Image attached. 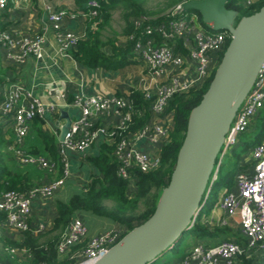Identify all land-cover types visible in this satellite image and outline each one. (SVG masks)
I'll return each instance as SVG.
<instances>
[{
    "label": "built area",
    "instance_id": "obj_1",
    "mask_svg": "<svg viewBox=\"0 0 264 264\" xmlns=\"http://www.w3.org/2000/svg\"><path fill=\"white\" fill-rule=\"evenodd\" d=\"M256 1L243 0L248 5ZM9 2L0 0V11H4ZM41 2L49 12L61 50L69 52L83 36L64 29L62 20L75 18L78 12L66 8L55 9L47 0ZM89 6L91 9L87 15L93 18L97 15L99 3L90 0ZM179 6L170 9L161 19L137 18L135 23L140 31L128 37L135 41L134 55L146 62L149 72L157 81L154 92H144L145 98L152 101L154 122H146L139 129L132 130L134 118L140 111L131 96L133 92L128 95H77L73 104L78 108L79 115L73 119L65 140L60 142L59 150L64 158L68 151L85 152L100 138L115 142L118 174L130 180L131 188H135L136 172H148L161 165L160 151L169 141L175 123V111L169 109L170 101L177 94L200 88L212 76L216 68L212 62L213 55L217 54L220 60L231 39L229 31L211 30L204 25L198 13L179 12ZM43 42L44 36L41 34L18 37L9 30H0V43L6 56L15 61H23L29 55L41 57ZM56 109L58 106L44 103L39 96L20 85L13 87L0 102V113L10 115L8 120H11L20 160L24 165L49 171L55 168L54 160L22 149L25 137L32 131L34 118L45 119L48 112ZM263 109L264 64L235 116L219 158L231 151L238 137L249 130ZM102 112L116 113L119 121L112 127L98 125L94 116ZM146 144L149 149L144 146ZM251 154L253 171H240L236 175L237 190H227L219 203L229 216L240 215L241 235L246 244L233 238L212 245L196 243L181 264H239L243 254L248 259L258 254L264 257V141L256 143ZM220 164L213 180L217 177ZM64 181L61 178L29 190L10 189L2 193L0 211L6 213L7 225L20 235L31 229L38 234L46 231V224L32 226L30 223L32 199L36 196L52 197ZM123 233L120 229H110L90 238L84 220L74 217L60 234L58 252L61 257L74 260L71 264H93L123 237Z\"/></svg>",
    "mask_w": 264,
    "mask_h": 264
},
{
    "label": "crops",
    "instance_id": "obj_2",
    "mask_svg": "<svg viewBox=\"0 0 264 264\" xmlns=\"http://www.w3.org/2000/svg\"><path fill=\"white\" fill-rule=\"evenodd\" d=\"M47 2L55 9L66 8L78 12V15L75 18H64L62 20V26L64 29L71 30L83 37L87 36L88 23L91 18L86 12L78 8L75 0H47ZM1 25L4 26L3 29L1 28ZM0 30H9L12 34L18 37L34 34H41L44 36L43 55L41 57L29 55L23 61H15L7 57L6 51L0 43V102L13 87L20 85L36 96H39L44 103L58 106V110L56 109L55 111L48 112L42 128L43 130L57 136V152L64 165V169L60 170L58 162L54 160L56 166L52 171L39 168L42 172L41 175H30V178L34 183L31 188L40 183H48L50 180L53 181L61 178H64L65 180L64 184L52 197L36 196L32 199V213L29 218L30 223L32 226L44 223L48 226L46 229L47 231L50 229V226L57 215L56 202L58 200L67 201L73 194L83 192L85 184L91 180L92 177L101 175L98 168L89 161L88 157L99 152L103 139L100 138L95 141L85 152L68 151L65 158L60 154V126L57 122L59 121L60 124L65 122L64 118H61L60 111L62 109L67 110L72 119H75L79 115L78 108L73 104L74 98L77 95H110L113 93L128 95L135 90L144 94L145 91L154 92L157 86V81L149 72L146 62L134 54L129 57V62L125 66L118 69H108L105 67H90L84 65L77 61L70 52L62 51L56 31L49 19V12L46 6L42 4L41 0H10L7 8L4 11H0ZM117 43L123 44L124 42L120 43L117 41ZM104 50L107 53L112 52L110 46H106ZM212 62L215 67L218 65L219 58L217 54L213 55ZM147 101L149 102L148 107L141 109L137 114L140 119L147 116V122H154L155 117L151 108L152 101ZM94 119L98 125L106 127H112L119 121L118 115L114 112H102L96 114ZM261 119L264 120V109L254 120L249 130L245 132V134H251L252 137L242 140L245 134L240 135L236 144L231 148V154L236 151L238 152L239 149L243 150V148L246 147L245 144L255 143L253 141H255L261 130L259 124ZM10 121L11 120L6 121V130L8 133L10 131L15 137ZM139 128L140 127L132 128V130ZM31 132L29 133L31 134V137L28 141L25 138L23 147L25 145L29 150L39 148L40 152H42L39 155L46 156L53 160L49 156V153L43 149L45 145L42 139H40L34 132ZM10 137L8 138L7 147L17 148L18 144L16 139L13 137L12 140ZM263 141L264 135L260 142ZM144 146L149 149L147 144ZM244 150L246 151V149ZM238 153H240V158H236L234 164L237 171L241 165H245L243 170L250 172L253 171L252 154L249 152V155L246 156L243 152ZM66 169L68 172L67 174ZM59 171H62V173ZM129 186V193L131 190H135V188H131L130 184ZM227 190H237L235 180L231 187H224L221 196L216 199L213 205H209V199L212 193V184L210 185L205 197L204 208L207 205L209 208L205 209V214L203 213L204 221L211 229H214L215 226L228 225L230 233H235L234 228H236L238 229V233L241 234V224L238 226V223L235 221L239 218V214L229 216L219 205L221 198ZM95 216L97 215L87 211L78 212L75 215V217H80L84 220L91 235L99 234L107 228L106 222L100 220V218L104 217L98 216V218H96ZM114 223L118 225L117 222ZM0 227L3 230H11L14 233V230L10 228L5 221L0 223ZM6 230L4 233L8 236ZM33 233L35 236H38V233ZM16 234H18L17 237H12L10 235V238L19 239L15 241L21 242L22 235L19 233ZM228 236L229 235L226 236L223 233H216L214 235H206L203 237L198 236V241H196L195 244L202 243L212 245L219 243L223 239L229 238ZM1 249L2 247L0 248V251ZM189 250L187 249L185 254L172 264H181ZM252 258L253 264H264V257L261 255H254Z\"/></svg>",
    "mask_w": 264,
    "mask_h": 264
},
{
    "label": "trees",
    "instance_id": "obj_3",
    "mask_svg": "<svg viewBox=\"0 0 264 264\" xmlns=\"http://www.w3.org/2000/svg\"><path fill=\"white\" fill-rule=\"evenodd\" d=\"M75 1L78 8L82 9L84 12L88 13L91 9L89 6L90 0ZM97 1L99 3L97 15L91 18L88 23L89 26L87 36L81 38L78 41V44L71 48L69 52L77 61L84 65L90 67L118 69L125 66L129 62V57L134 54L133 46L135 41L128 39L127 43L118 44L117 37L104 38L102 32L110 21L112 10L125 0ZM126 1L136 3L133 7L135 9H130L129 11L127 10L124 15L127 21L124 33L125 35L130 36L140 31V29L136 27L135 23L137 18L145 17L151 20L153 17L142 15L145 14V11L143 9L140 10L141 6L137 3L143 0ZM183 1L184 0H172L170 9L174 8V6ZM262 5H264V0H257L249 5L245 4L243 0H229L227 4L229 8L238 10L240 16L249 15L258 10ZM126 8H129L127 4ZM168 11L160 12V14L156 17L160 19L166 17ZM189 12L198 13L202 20V16L198 11L189 10ZM132 16L135 17L131 19ZM3 27L4 26L1 25L2 29ZM106 46L111 47V53H107L104 50ZM222 55L223 53L221 54V57ZM215 70L212 76L200 88L193 89L187 93L177 94L170 101L169 109L175 111V123L169 141L160 151L162 163L156 169L148 172H136L137 179L135 181V190H131L129 193L130 180L123 178L118 174V161L115 156V142L104 140L101 143L99 152L88 157L89 161H91V163L98 168L101 175L92 177V179L85 184L83 192L73 194L67 201L58 200L56 202L57 215L50 226V229L46 231L48 233H52L53 235L42 241L41 234L35 236L31 229L22 234L21 242L15 241L19 239L7 238L4 240L0 251V261L3 264H38L41 262H47L48 264H68V262H73L74 260H71L66 256L61 257L59 255L57 244L60 234L65 231L78 212H91L97 216L108 218L114 222L122 224L123 227L127 228V230L123 233V236L129 230L138 225L135 224V222L142 223L147 220L155 211L163 188L170 181L177 161L179 149L186 134L190 111L202 99L204 92L207 90L212 80ZM131 96L138 109L141 110L148 107L149 102L142 92L135 90ZM9 116V114L0 113V196L2 193L10 189L27 190L34 185L33 180L30 178V172L16 173L14 170L10 169L5 162L3 149L7 146L8 142V134L5 126ZM146 120L147 116L140 119L139 115L136 114L132 128L143 126L147 122ZM44 123L45 121L43 118L35 117L32 122L33 128L31 133L34 132L40 139H42L45 145L43 149L49 153V156L53 160L58 162L60 170H63L64 165L57 152L58 138L55 134L43 130L42 126ZM259 124L261 130L255 141H253L255 142L254 144L260 142L264 135V120L261 119ZM247 145H250V143L245 144L246 147H248ZM246 147L244 149H246ZM30 151L34 154L42 153L39 148H33ZM236 156V158L239 159L240 153H236ZM219 161L220 160L218 158L216 168ZM236 171V166H233V168L222 175L223 181L228 187L233 185ZM221 172L222 165L220 164L216 179L213 180L212 176V189L215 184L220 181ZM60 173H62V171ZM106 200L112 201L113 207L107 206L105 204ZM140 203L144 204L145 209L142 212L137 213ZM208 208L209 206L207 205L205 209ZM203 211L204 210H202L196 217L190 230L198 234L200 237L223 233L226 236L229 235V238H233L240 243L246 244L244 237L238 233V231L230 233L228 226H215L214 229L209 228L205 224ZM6 216L5 212L0 211V223L5 221ZM13 249H15V251H13ZM239 264H253V258L248 259L246 258V254H243L239 259Z\"/></svg>",
    "mask_w": 264,
    "mask_h": 264
},
{
    "label": "water",
    "instance_id": "obj_4",
    "mask_svg": "<svg viewBox=\"0 0 264 264\" xmlns=\"http://www.w3.org/2000/svg\"><path fill=\"white\" fill-rule=\"evenodd\" d=\"M229 0H184L177 11L196 10L211 30L231 39L200 102L189 114L187 130L169 183L153 214L136 225L93 264H150L171 250L201 213L216 163L235 116L264 64V5L240 16ZM65 140L72 117L60 111ZM0 264H3L0 261Z\"/></svg>",
    "mask_w": 264,
    "mask_h": 264
},
{
    "label": "rangeland",
    "instance_id": "obj_5",
    "mask_svg": "<svg viewBox=\"0 0 264 264\" xmlns=\"http://www.w3.org/2000/svg\"><path fill=\"white\" fill-rule=\"evenodd\" d=\"M171 2H172V0H143V1L138 2L137 4L141 6L140 10L143 9L145 11L144 12L145 14H142V15L147 16V17H156L160 14V12H164V11L166 12V11L170 10ZM126 4L128 5L129 8H126ZM135 4L136 3H132L131 1L125 0L120 5H118L115 9L112 10V13H111L112 15H111L110 21L105 26V28L103 29V32H102L104 38H107V37H110V38L115 37L116 38L117 37L118 42L127 43L128 37H126V36H128V35H125V33H124V30L127 26V21H126L124 15L127 12V10L129 11L130 9H132V10L135 9V8H133L135 6ZM136 7H137V5H136ZM134 17L135 16H132L131 19ZM120 39H123V40H120ZM5 129H7L6 126H5ZM7 134H8V138L11 136L10 138H12V140H13L14 135L10 131H9V133L7 132ZM243 134H245V133H243ZM243 134H241V135H243ZM30 135L31 134H28V136L25 137L27 141L31 137ZM248 137H252V135L249 133L248 134L246 133L244 135V137L242 138V140H246ZM24 141H25V139H24ZM254 145L255 144L247 145L248 147H246V151L243 148V150L239 149L238 152H241V153L243 152L244 155L248 156L249 152L251 153L253 151ZM18 150H19L18 147L17 148H12V147H7V146L4 147L3 151H4V156H5V162L8 165V167L10 169L14 170V172H16V173H24V172L29 173L30 172V175H34V176L41 175L42 172L36 166L24 165L21 162V160H20L21 156L19 155ZM22 150H24L25 152H28V153H32L25 145H24V148ZM238 152L236 151L232 154L230 152H228L225 155V157L219 158V160H220L219 164L221 163V165H222V172L220 174L221 175L220 181L217 182L212 189L211 197L209 199V205L214 204L216 199H218L221 196L224 187L227 186L226 183L223 181L222 175L225 174V172H227L231 168H233V166L236 162V157H237L236 153H238ZM32 154H34V153H32ZM244 166L245 165L239 166L237 174L244 169ZM213 178H214V176H213ZM235 182H236V177H235ZM40 184H43V183H40ZM37 185H39V184H37ZM105 204L109 207H113L112 201L106 200ZM144 209H145L144 204L140 203V206L138 208L137 213L142 212ZM203 210H204L203 213L205 214L206 213L205 208ZM95 217L98 218V216H95ZM100 220L106 222V225H107V228H105L103 232L110 230V229H116V230L120 229L122 232H125L127 230L126 227L123 228L122 224L117 223L118 225H116V223H114L113 220H110L108 218H106V219L100 218ZM235 221H236V223H238L237 225L239 226L240 225V215H239V218H237V220H235ZM139 223L140 222H135V224H139ZM225 226H228V225H225ZM5 230L6 229L3 230L0 227V248L3 246L4 240H6L7 238H10L11 236L12 237L18 236V234H16L17 232L14 231V233H13V231H11V230L10 231L6 230L8 232V236H7L4 233ZM234 231L237 232L238 229L234 228ZM103 232H101V233H103ZM101 233H99V234H101ZM99 234H96V235H99ZM52 235H53L52 233H48V232L44 231L41 233V237H42L41 240L43 241ZM96 235H91L90 230L88 228V235H87L88 237L91 238V237H94ZM197 235L198 234L194 233L192 230L186 231L185 234L182 236V238L175 244V246L171 250H169L166 254H164L163 256L156 259L154 262H152L150 264H172V263H174L178 258L182 257L185 254L187 249L192 247L195 244V242L198 241L197 237L199 235L198 236ZM201 241H203V240H201ZM71 263H72V261L68 262V264H71Z\"/></svg>",
    "mask_w": 264,
    "mask_h": 264
}]
</instances>
